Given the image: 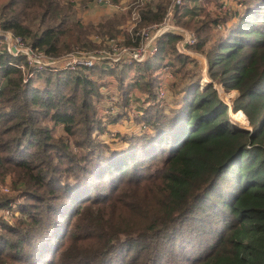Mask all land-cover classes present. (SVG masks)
<instances>
[{
  "label": "trees",
  "instance_id": "trees-1",
  "mask_svg": "<svg viewBox=\"0 0 264 264\" xmlns=\"http://www.w3.org/2000/svg\"><path fill=\"white\" fill-rule=\"evenodd\" d=\"M240 2L223 15L208 10L220 0L177 6V24L199 38L189 50L209 64L207 86L198 62L177 47L180 34L161 37L155 57L120 74L97 66L27 83L24 57L0 51V187L12 183L0 193V213H12V222L0 216V264H264V0ZM170 4L143 6L123 45L137 47L136 34L162 23ZM74 6L0 0V18L55 57L121 34L122 13L84 25ZM165 63L177 77L175 105L158 98ZM114 75L119 113L103 120V81ZM217 86L238 92L232 105ZM136 89L146 95L136 130L105 141ZM231 111L251 130L238 128Z\"/></svg>",
  "mask_w": 264,
  "mask_h": 264
},
{
  "label": "rangeland",
  "instance_id": "rangeland-1",
  "mask_svg": "<svg viewBox=\"0 0 264 264\" xmlns=\"http://www.w3.org/2000/svg\"><path fill=\"white\" fill-rule=\"evenodd\" d=\"M112 2V0H110ZM241 0H220V4H221V8H219V5H217L216 3H211L208 5V10L209 12H211L214 15H223V13L228 12V11H234L237 8L241 7ZM75 6V19L76 21H79L81 23H83L84 25H93V26H98L100 24L103 23V21L109 17V16H113L115 15V13H122V15H125L127 17L126 21L118 28L121 32V34L116 37V38H112L109 36L103 37V38H99V37H93V39L97 42V44L100 46L99 48L93 49L91 52H94V54L98 55V51H102L104 54L109 53L110 55L114 56V53H118L119 51H121L122 48H124L125 46L123 45V41L126 39V36L128 34L131 35V37H134V29L136 27V25L138 24L139 20H140V10L143 6H145L146 4L142 5V0H121L120 3H114V5H118L119 7H121L120 11H114L113 9L108 8L105 4H101L99 3V0H73ZM172 3V0H171ZM195 4V3H194ZM223 5V6H222ZM122 9H125L126 11H122ZM230 24V23H229ZM223 31H225V29H222ZM153 30H151V26L148 27H144L142 28L137 34L141 35L144 37V40L146 41L148 38L151 37V35L153 34ZM190 32V31H189ZM190 33H194V32H190ZM133 34V35H132ZM196 36L197 34L194 33ZM198 38V36H197ZM144 41V42H145ZM199 41V38H198ZM117 45L120 47L118 48ZM38 50V49H37ZM0 51H3L2 49H0ZM40 51V50H38ZM80 51V50H79ZM43 52V51H42ZM78 51H70L68 53H64L62 55L57 56L58 58H60V62L55 66V68H59V67H63L65 65L64 59L68 58V56H77L75 53ZM45 53V52H43ZM102 53V54H103ZM158 53V51H157ZM156 53V54H157ZM190 57L192 56V58H194L198 64L200 65L199 70L201 71L202 75H203V86H207L210 82L208 81V70H209V64L207 63V60L205 58V56H203L202 54L193 52L188 50ZM46 54V53H45ZM147 62V61H146ZM125 65H129V64H121L119 66H110V65H97V66H108L111 68H117L119 69V74L121 73V70H124ZM168 64L165 63L162 68L161 71V75L164 78L163 80H160V84H158L157 89L159 90L160 87L162 86V84H166L168 85V89L169 92L166 96L167 101L173 102V105H175V100H177L176 96H173V92L175 93V91H173L172 88V83L174 82L175 79H177V77L173 76V78H169L166 77V69L168 67H170V70L172 69L171 66H167ZM22 66V65H21ZM24 66V65H23ZM97 66H94V68H96ZM93 68V69H94ZM97 69V68H96ZM80 70V69H78ZM78 73L81 71H77L74 72L71 70L69 71H65V70H52L51 72H47L46 70L43 71H38L36 73H34L32 80L34 79V77H36L35 75L38 73H54V74H61V73ZM173 70H172V74H173ZM86 73V72H85ZM131 76L133 77L134 74H131ZM130 76V77H131ZM166 77V79H165ZM129 78H127L128 80ZM130 81V79L128 80ZM128 81H126V83H128ZM103 82H106L105 85L106 87H104V89H102V94L104 96V101H102L103 103L100 104V117L103 118V120H105V117L108 115H111L112 113H114L115 115L117 113H119V103L121 102L122 99V93L120 92V84L118 79L116 78V75L114 76H110L108 79L105 78V80ZM103 82L101 83V85L103 86ZM217 89L220 93V97L221 99L224 100V102H226L227 104L232 105L235 102V98L238 95V93L236 91H227L221 87V86H217ZM137 90V89H136ZM145 98L146 95L144 93H141V91H135L134 94H132V99L129 100L130 102V106L128 108L127 113L128 116L123 118V121L121 123H112L109 126V129L111 130V132L109 134L104 135V137L102 136L103 139H105V141L107 142H114L117 141L116 140V135L117 134H123L124 132L127 133H131L134 132L136 130L135 128V117L140 115V108H141V103H145ZM141 101V102H140ZM172 104V103H171ZM165 105H167L165 103ZM170 106V105H168ZM242 114V115H241ZM231 117L233 118V123L240 129H248L251 130L250 127V122L247 118V116H244L243 113L239 112V113H232V111L230 112ZM57 135L58 136H63L66 135L65 129L63 127L59 128L57 130ZM115 135V136H114ZM115 148H120L121 145H115ZM11 180L10 178L7 180L6 184L2 185L0 187V193L1 194H7L8 193V189H11ZM12 190V189H11ZM8 195H11L13 197L17 196V193L12 192ZM0 216H4L5 219H7L8 221L12 222L11 216L12 213H6V211H2V213H0ZM18 216V213H17Z\"/></svg>",
  "mask_w": 264,
  "mask_h": 264
},
{
  "label": "built area",
  "instance_id": "built-area-1",
  "mask_svg": "<svg viewBox=\"0 0 264 264\" xmlns=\"http://www.w3.org/2000/svg\"><path fill=\"white\" fill-rule=\"evenodd\" d=\"M155 0H142V5L150 4ZM99 3L105 4L108 8L114 11H120L121 7L114 5L110 0H99ZM183 0H172L168 10L167 16L162 23L155 24L151 26L153 34L146 41L144 37H141V41L138 46L134 47H124L118 53H114V56L109 53L105 54L102 51H98V55L91 51H79L75 52L77 56H68L64 59L65 65L63 67L55 68V66L60 62V58L55 56H49L42 51H38L32 46H29L21 37L12 34L10 31H6L3 27V19L0 18V49L3 52H8L14 58L24 57L26 60V65L19 66L23 69L25 73L24 82L27 83L32 80L34 73L38 71H49L52 70H65V71H84L91 70L97 65H110L112 67L119 66L121 64H139L145 63L149 59L156 56L158 51L157 43L159 39L166 35L180 34L182 40L178 43L182 54H189L188 50L191 46L198 43V38L194 33H190L188 30L183 29L177 24L176 21V10L177 6H182ZM122 11H126L122 9ZM145 41V42H144ZM118 48H120L117 45ZM103 53V54H102ZM80 69V70H78ZM166 77L173 78L172 69L170 67L166 69ZM165 77V79H166ZM169 92L168 85L162 84L158 90L159 100H165ZM230 105V104H229Z\"/></svg>",
  "mask_w": 264,
  "mask_h": 264
},
{
  "label": "water",
  "instance_id": "water-1",
  "mask_svg": "<svg viewBox=\"0 0 264 264\" xmlns=\"http://www.w3.org/2000/svg\"><path fill=\"white\" fill-rule=\"evenodd\" d=\"M210 82V81H209ZM238 93V92H237Z\"/></svg>",
  "mask_w": 264,
  "mask_h": 264
}]
</instances>
